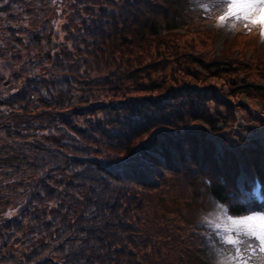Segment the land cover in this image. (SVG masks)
<instances>
[{
  "label": "trees",
  "instance_id": "obj_1",
  "mask_svg": "<svg viewBox=\"0 0 264 264\" xmlns=\"http://www.w3.org/2000/svg\"><path fill=\"white\" fill-rule=\"evenodd\" d=\"M182 3L0 0V58L12 61L0 73V264H203L213 253L206 230L182 213L199 198L192 181L201 176L210 199L225 204L238 191L239 161L264 182V94L262 111L249 101L264 86L229 77V96L238 98L220 132V88L168 84L172 66L139 61L140 48L129 47V35L137 41L146 28L133 5L152 7L169 38L188 16L194 24L215 18ZM154 27L150 36L161 35ZM223 59L184 61L217 78L233 69ZM129 153L131 163H111Z\"/></svg>",
  "mask_w": 264,
  "mask_h": 264
},
{
  "label": "rangeland",
  "instance_id": "obj_2",
  "mask_svg": "<svg viewBox=\"0 0 264 264\" xmlns=\"http://www.w3.org/2000/svg\"><path fill=\"white\" fill-rule=\"evenodd\" d=\"M141 1L144 2L147 0H141ZM132 8L140 10V12L144 14V17L146 18L143 21V24L146 25V28L143 30H139L140 32H143L142 36H140L139 39L135 41L132 38V35H129L130 38L129 47L134 48L135 51H137V48H140V50L137 51L138 52L136 55L137 59L139 61L142 60V62L144 63H152L154 64V66L159 68H162V65L164 64H168L169 66H172V78L171 81H168V84H173V79H175L177 82H181L179 84L176 83L177 86H182L183 84H185L182 81L188 82L187 84L189 83L198 84V81L202 80V82H207L209 84H213L218 88H220V90L223 92L224 95L222 93L220 94L225 99V101L222 102V104H224L225 106L223 107V113H221V116L218 117L217 123L219 122L222 123V120L228 116V111L232 106L231 101L232 100L235 101L236 98H238V97L231 98V96H229L231 94V91L229 90V84L231 83L229 77L234 76L235 74H239L238 80L243 79L248 83L252 82L247 80L242 75L244 74L248 79H253L257 83L261 82L262 84H264V80L262 79L264 78V66H259L258 62L255 61L256 56H258L259 64L264 63V40L261 39L260 34L258 33L259 30H256L254 33L257 36L238 35L233 37L234 36L233 29H230L228 27L217 26V23L215 21L210 26L205 25L202 27L200 26L198 27V29H204V31L212 30L214 32L212 37L206 38L199 36L197 35V33H195L196 30L193 29L196 28L192 27L195 24L189 21V20H193V18H189L188 16L189 20L185 19L178 24L180 28L176 30L178 33L175 34H178L179 36H174V38H169L168 37L169 32L166 31L163 32L162 29L167 26V22L164 19L163 20L159 19L158 21H156L152 16L148 14L150 10L153 11L152 7H149L146 4H137V5H133ZM154 24H155L154 27L155 31L160 32L161 30L162 33L161 35L150 36L149 26ZM185 24H187V26H185ZM212 27H214L215 29H213ZM175 37H180V38L176 39ZM160 42L164 46L160 45L159 44ZM173 53L175 54V57L171 56V54ZM191 56H198V58L201 59L218 57L219 60H224L223 58H227L229 59V61L226 59L225 63H221V65H224L228 68H233L232 72L227 71L226 73L220 74L217 78H213L211 74L214 73L210 71L208 72L205 68L194 67V65L191 62L184 61V59L191 58ZM180 62H182V65L184 66L183 69H180L181 67L177 64ZM254 62L256 63V66ZM134 65L135 63H132V66ZM184 68H189V69L192 68L193 70H195L196 74L198 75V79L196 80L191 76H189L188 70ZM248 68H251V71H249ZM246 72H250V73L246 75ZM252 72L256 73V75L253 76L251 74ZM0 73H2L5 76L6 70H3L0 67ZM155 73L157 74L158 70ZM204 86L206 88L213 89L208 85H204ZM263 94L264 92L263 93L257 92L253 94L252 97L259 99ZM253 102L255 101L253 100L251 103ZM186 123H187L186 121H180L178 125H182ZM219 130L220 132L227 131V129H223L222 127L219 128ZM234 131H238V128L234 127ZM181 162H186V161L182 159ZM237 168H238V173L235 176V179H238V177L241 174H244L246 177H251V178L253 177L252 172L249 173V170L247 169L246 166L237 164ZM182 172L184 174H188L185 172V170H182ZM192 183L197 188V191L199 193L198 194L199 198H197L194 202H192L188 206L187 210L186 209L182 210V207L179 205V200L176 201V205L179 207L178 210L179 209L180 211L182 210V213L191 220V223L192 225H194L193 227L195 229L196 227H205L204 230L206 231L203 232V235L206 238L210 235V232L207 229H210L211 225H204L203 217L207 215L205 212L210 213L212 211L213 205H211L210 202L211 199L209 197L208 191L206 190V186L204 184L202 185L201 176L197 177V179H194ZM2 208H3L2 205H0V210H2ZM176 225L178 227L182 226L179 222H176ZM193 227L190 228L191 232L195 231ZM216 261H217V257L215 256L214 253H212L208 258V260L203 264H216Z\"/></svg>",
  "mask_w": 264,
  "mask_h": 264
},
{
  "label": "snow or ice",
  "instance_id": "obj_3",
  "mask_svg": "<svg viewBox=\"0 0 264 264\" xmlns=\"http://www.w3.org/2000/svg\"><path fill=\"white\" fill-rule=\"evenodd\" d=\"M201 11L208 14L205 19L214 15L220 27L242 26L248 31L258 27L264 40V0H203ZM131 155L117 157L111 163L117 167L129 164ZM236 183L238 191L227 197L232 203L211 199L213 209L203 217L204 225H211L207 229L211 235L204 246L215 254L216 264H264V196L259 182L249 181L244 174ZM237 205L241 212L232 214L230 209Z\"/></svg>",
  "mask_w": 264,
  "mask_h": 264
}]
</instances>
